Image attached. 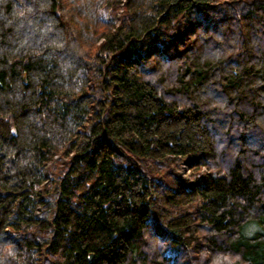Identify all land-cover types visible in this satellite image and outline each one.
I'll list each match as a JSON object with an SVG mask.
<instances>
[{
	"label": "trees",
	"instance_id": "trees-1",
	"mask_svg": "<svg viewBox=\"0 0 264 264\" xmlns=\"http://www.w3.org/2000/svg\"><path fill=\"white\" fill-rule=\"evenodd\" d=\"M0 264H264V0H0Z\"/></svg>",
	"mask_w": 264,
	"mask_h": 264
},
{
	"label": "rangeland",
	"instance_id": "rangeland-1",
	"mask_svg": "<svg viewBox=\"0 0 264 264\" xmlns=\"http://www.w3.org/2000/svg\"><path fill=\"white\" fill-rule=\"evenodd\" d=\"M179 34V32L177 33ZM67 162V159L66 158H60V156H54L47 164H46V167H47V170H46V175H50L53 171H52V168L51 166L54 164V165H57V168L58 169H62L64 164ZM171 171L174 173V175L176 176V178L178 179H181V180H184V181H187V182H194V176L192 175L193 171H191L188 167V163H187V160L185 159H181L180 160V164L178 167H175L172 166L171 167ZM55 174H57L55 172ZM159 232L158 233H161L160 231L161 230H158Z\"/></svg>",
	"mask_w": 264,
	"mask_h": 264
},
{
	"label": "bare ground",
	"instance_id": "bare-ground-1",
	"mask_svg": "<svg viewBox=\"0 0 264 264\" xmlns=\"http://www.w3.org/2000/svg\"><path fill=\"white\" fill-rule=\"evenodd\" d=\"M47 170V169H46ZM161 233L160 234H162L163 233V231H162V229H161V231H160Z\"/></svg>",
	"mask_w": 264,
	"mask_h": 264
},
{
	"label": "water",
	"instance_id": "water-1",
	"mask_svg": "<svg viewBox=\"0 0 264 264\" xmlns=\"http://www.w3.org/2000/svg\"><path fill=\"white\" fill-rule=\"evenodd\" d=\"M93 257V255H91V258Z\"/></svg>",
	"mask_w": 264,
	"mask_h": 264
}]
</instances>
